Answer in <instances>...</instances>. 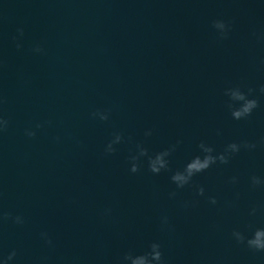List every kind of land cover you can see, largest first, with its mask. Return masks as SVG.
Instances as JSON below:
<instances>
[{
    "label": "water",
    "instance_id": "obj_1",
    "mask_svg": "<svg viewBox=\"0 0 264 264\" xmlns=\"http://www.w3.org/2000/svg\"><path fill=\"white\" fill-rule=\"evenodd\" d=\"M216 19L231 22L226 39ZM235 85L254 89L259 102L241 120L224 94ZM261 85L264 0H0V114L9 121L0 133V210L24 219L0 225V256L15 250L9 264H117L155 240L167 264H264V253L232 237L264 227V186L250 181L264 178ZM97 110H110L109 119L94 117ZM116 132L124 139L106 154ZM178 140L173 171L199 154L201 141L217 153L233 141L256 147L181 189L171 171L151 173L146 157L130 171L138 142L155 154Z\"/></svg>",
    "mask_w": 264,
    "mask_h": 264
},
{
    "label": "clouds",
    "instance_id": "obj_2",
    "mask_svg": "<svg viewBox=\"0 0 264 264\" xmlns=\"http://www.w3.org/2000/svg\"><path fill=\"white\" fill-rule=\"evenodd\" d=\"M213 28L217 31L218 36L221 39H226L231 30V22L216 19L212 21ZM17 32L22 36L24 29L18 28ZM253 36H257V33L253 32ZM259 38V37H258ZM14 39H17L14 37ZM17 49H20L22 45L17 42ZM35 52H42L43 49L37 45L34 49ZM254 89L249 88L247 91L243 90L240 85H235L228 87L224 90L225 96L228 97L227 100V108L229 109L231 116L235 120H241L249 117L253 110L259 106V102L257 98L253 95ZM259 91L264 94V85L260 86ZM0 103H3V100L0 99ZM109 111L110 110H97L93 112L92 115L94 117L98 116L100 120H108L109 119ZM9 126V121L2 114H0V133H3L7 130ZM42 125L37 124L36 128H40ZM25 134L29 137H34L36 135L35 130L26 129ZM151 130L145 131V136H150ZM123 134L120 132L113 133V137L107 145L105 146L106 154H113L117 151L116 145L120 144L123 141ZM181 143V141H177L175 144L170 145L162 149L161 151L156 152L155 154H150L149 149L144 146L143 143L138 142L136 144V152L133 155L129 156V161L131 164L130 171L132 173H136L140 170L141 167V158H147L148 170L153 174H159L161 171H171L170 179L176 185V188L181 189L186 185H190L192 183V178L198 173L204 172L209 169L212 165L216 163L227 164L231 157L236 153L240 152L241 148L244 149H254L256 147L255 143H251L249 141H241V142H230L228 143L224 150L221 152H216V150L210 144L201 141L198 145L199 154L193 156L190 160H188L182 168H177L176 170H172L170 168V160L169 157L173 152L176 151L177 146ZM236 181V177L232 178V182ZM251 185L253 187L256 186H264V178L253 175L250 178ZM204 188L202 186L196 187V193L199 196L204 195ZM170 195H175V193H171ZM212 204L217 203V199L215 196L208 198ZM190 202H185V207H188ZM106 213H110L111 209H106ZM257 212V208L254 206L250 215H255ZM11 220L15 224H23L24 219L21 215L13 216L9 212H4L0 210V225ZM162 227L169 225V220L167 216L161 218ZM248 231L251 232L249 235L246 231H241L239 229H234L232 232V237L238 244L245 245L248 249L253 252H262L264 253V227H253L251 224L248 226ZM41 238L48 245H52V239L48 235L47 232H42ZM16 257V251L12 250L8 253L6 257L0 256V264H9L10 261ZM117 264H167V261L164 258V254L162 251L161 244L159 241H152L147 249L143 252L136 253L134 250H128L121 257L118 258Z\"/></svg>",
    "mask_w": 264,
    "mask_h": 264
}]
</instances>
